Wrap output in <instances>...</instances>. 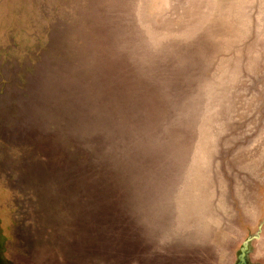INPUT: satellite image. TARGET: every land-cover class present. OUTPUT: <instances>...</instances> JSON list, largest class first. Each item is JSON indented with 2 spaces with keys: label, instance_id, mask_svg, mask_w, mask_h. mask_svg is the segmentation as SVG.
I'll list each match as a JSON object with an SVG mask.
<instances>
[{
  "label": "rangeland",
  "instance_id": "374dc122",
  "mask_svg": "<svg viewBox=\"0 0 264 264\" xmlns=\"http://www.w3.org/2000/svg\"><path fill=\"white\" fill-rule=\"evenodd\" d=\"M172 3L0 0V264H264V0H176L170 15ZM214 57L253 120L225 103L213 130L216 108L189 128L175 86L192 98ZM183 153L169 191L158 167ZM232 153L257 171L221 175L223 218L171 227L211 156L226 171Z\"/></svg>",
  "mask_w": 264,
  "mask_h": 264
},
{
  "label": "water",
  "instance_id": "95a60500",
  "mask_svg": "<svg viewBox=\"0 0 264 264\" xmlns=\"http://www.w3.org/2000/svg\"><path fill=\"white\" fill-rule=\"evenodd\" d=\"M173 3L169 6L168 13L176 14L178 11V7L176 6L175 2L176 0H172ZM251 9V7H249ZM174 29V28H173ZM229 53V52H228ZM149 58V57H148ZM154 58L147 59V64H149ZM217 61V58H213L208 64L207 68L209 70L210 75H208L204 82L208 83V85H204V83L201 85V87L198 89L199 91L191 98V93L194 91V88H177L175 86L174 88V102L172 104V107L175 106V110L177 113L181 116V120L189 126V128H192L194 126L195 122L198 120L199 114L203 113L204 111L213 110L216 108V116H212L210 118V128L211 130L214 129V123L216 122V118L222 116L220 114V109L222 111V107L227 105L228 108H230V112L237 114L238 109L244 110L245 114L250 113L249 115V123L253 120V114H252V108L253 104L252 101L250 104H244V97H236L237 90L233 89L230 86L222 85L221 80L225 77L224 74H221L219 78V74H217V69L215 68V62ZM225 68L230 67V63L225 64ZM214 72V73H213ZM244 73V72H243ZM241 72V76H245ZM222 76V77H221ZM239 93V92H238ZM189 96L191 98V102L187 103L189 100ZM230 97V98H229ZM184 103L187 104V107H181L178 105V103ZM244 117V116H243ZM171 114H168L166 117V121H168L169 124H171L170 120ZM247 121V120H246ZM245 126V125H244ZM232 130L233 127L230 125L225 129L226 133L225 138H222L218 141V147H221V144L223 140H226L227 143H232ZM191 131V130H190ZM191 131V134L194 136V132ZM234 139V138H233ZM260 153V151H259ZM256 155V152H255ZM260 155V154H259ZM171 156V155H170ZM168 156H163L162 161L160 163V166L158 167V175H160V178H163L165 182L169 184V191L173 190L175 187L178 188L181 183H183V172L186 169L187 163H188V153H183L179 158H176L175 162H173L172 158ZM220 154L212 155L211 160L208 164L207 168V180L205 182L204 188L201 187L199 192H197V195H194V192H192V189L187 188V197H180L176 203V205L171 206V214H172V222L171 227H173L175 230L180 231H188L196 228V224L200 220V218L203 215H215L219 216L220 219L223 218V215L218 213L214 208L213 204L214 202H220L222 198V192L218 188V182L219 178H221V175L223 177H228L232 181H237V178L240 177H250L253 172H256L257 170L254 169L253 166V158L251 154L248 155H239L237 156L235 153L231 155V163L229 166L227 165L226 169L229 171V175H227L225 172L223 165L218 164ZM261 157V156H260ZM258 156V158H260ZM256 160V158H255ZM177 161V162H176ZM256 163V161H255ZM161 169V170H160ZM160 171V172H159ZM239 173V175L237 174ZM187 187H190L189 185ZM205 190H209L210 195L209 198L206 200H203L200 202V193ZM192 193L191 195L188 193ZM200 195V196H199ZM199 196V198H198Z\"/></svg>",
  "mask_w": 264,
  "mask_h": 264
},
{
  "label": "bare ground",
  "instance_id": "6f19581e",
  "mask_svg": "<svg viewBox=\"0 0 264 264\" xmlns=\"http://www.w3.org/2000/svg\"><path fill=\"white\" fill-rule=\"evenodd\" d=\"M110 49H111V48H110ZM108 50H109V49H108ZM112 52H113V50H112ZM112 52H111V53H112Z\"/></svg>",
  "mask_w": 264,
  "mask_h": 264
}]
</instances>
